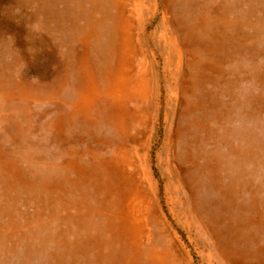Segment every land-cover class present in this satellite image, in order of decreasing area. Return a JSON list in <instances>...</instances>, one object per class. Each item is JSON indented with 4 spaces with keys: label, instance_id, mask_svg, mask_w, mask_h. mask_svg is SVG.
<instances>
[{
    "label": "rangeland",
    "instance_id": "1",
    "mask_svg": "<svg viewBox=\"0 0 264 264\" xmlns=\"http://www.w3.org/2000/svg\"><path fill=\"white\" fill-rule=\"evenodd\" d=\"M0 264H264V0H0Z\"/></svg>",
    "mask_w": 264,
    "mask_h": 264
},
{
    "label": "bare ground",
    "instance_id": "2",
    "mask_svg": "<svg viewBox=\"0 0 264 264\" xmlns=\"http://www.w3.org/2000/svg\"><path fill=\"white\" fill-rule=\"evenodd\" d=\"M123 68V67H122ZM129 77V76H128ZM121 78V77H120ZM122 79V78H121ZM124 89H122L121 91H123ZM136 211V210H135Z\"/></svg>",
    "mask_w": 264,
    "mask_h": 264
}]
</instances>
